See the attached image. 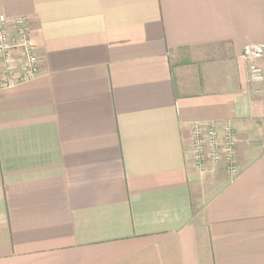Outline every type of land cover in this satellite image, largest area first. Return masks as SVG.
Listing matches in <instances>:
<instances>
[{
	"label": "crops",
	"instance_id": "crops-1",
	"mask_svg": "<svg viewBox=\"0 0 264 264\" xmlns=\"http://www.w3.org/2000/svg\"><path fill=\"white\" fill-rule=\"evenodd\" d=\"M38 71L0 84V264H264V0H0ZM15 75L27 56L13 49ZM0 73V80L2 79ZM231 121L239 173L190 125Z\"/></svg>",
	"mask_w": 264,
	"mask_h": 264
},
{
	"label": "built area",
	"instance_id": "built-area-1",
	"mask_svg": "<svg viewBox=\"0 0 264 264\" xmlns=\"http://www.w3.org/2000/svg\"><path fill=\"white\" fill-rule=\"evenodd\" d=\"M7 20L0 14V84L12 85L20 80L32 77L38 71L37 58L32 43L28 39V21L24 16L10 20L12 33L7 29ZM22 49L27 56L23 71L16 73L11 52ZM264 55L262 43H250L243 46L241 56L248 62V78L251 82L263 80L262 68L259 64ZM191 158L194 167L199 172L221 165L229 177L234 178L240 171L236 161L235 127L231 121L221 125L215 123L201 124L194 122L190 125Z\"/></svg>",
	"mask_w": 264,
	"mask_h": 264
}]
</instances>
